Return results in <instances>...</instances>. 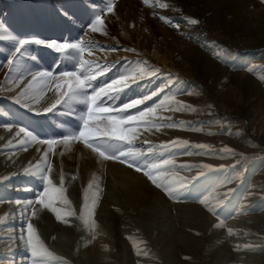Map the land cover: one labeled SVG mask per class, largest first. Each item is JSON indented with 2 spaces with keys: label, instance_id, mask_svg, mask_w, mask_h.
<instances>
[{
  "label": "rangeland",
  "instance_id": "obj_1",
  "mask_svg": "<svg viewBox=\"0 0 264 264\" xmlns=\"http://www.w3.org/2000/svg\"><path fill=\"white\" fill-rule=\"evenodd\" d=\"M102 11L103 27L93 33L90 25ZM0 23L17 38L84 41L83 59L104 68L89 94L136 74L130 87L105 99L109 107L158 93L130 111L164 100L152 122L178 127H140L134 145L174 162L162 182L178 189L184 182L170 198L143 171L102 161L82 142L65 145L62 138L81 127L86 106L60 104L47 112L58 99L56 82L33 75L73 71L79 55L64 59L30 46L29 56L10 65L14 42L0 39V264H33L29 223L59 258L47 264H95L92 233L102 237L100 264H264V0H0ZM141 68L156 75L141 77ZM180 105L187 107L173 110ZM48 139L60 142L51 148L38 142ZM164 144L169 149L159 155ZM36 165L51 168L45 174L56 186L63 176L76 213L64 218L68 223L35 203L45 188ZM85 191L93 231L79 219Z\"/></svg>",
  "mask_w": 264,
  "mask_h": 264
},
{
  "label": "snow or ice",
  "instance_id": "obj_2",
  "mask_svg": "<svg viewBox=\"0 0 264 264\" xmlns=\"http://www.w3.org/2000/svg\"><path fill=\"white\" fill-rule=\"evenodd\" d=\"M145 4L149 3V0H144ZM160 7H167L166 4H161ZM113 7L109 3L106 12H112ZM105 12L102 11L101 14L95 16L94 22L90 25V31L95 33L101 31L103 27L102 15ZM161 19H165L161 17ZM166 22L170 23V21ZM188 22L192 25L198 24L199 21L195 19H189ZM178 27V25H177ZM6 34V35H5ZM10 39L14 42V51L12 53V59L8 61L10 65L19 64L17 56L23 58L30 55V46H43L55 53L59 54L61 58L77 60V55L79 59L77 63L79 65L73 71H62L58 75L53 72H39L33 75V81H43L45 83L52 81L55 83L56 93L58 99L46 109L47 112H52L57 108V105L66 104L70 105L72 103H80L86 106V111L80 116L81 127L64 136L63 142L67 145L70 141L82 142L85 148L90 149L95 153L102 161L115 160L120 163L126 164L129 168H134L136 171H143V174L158 188H161L170 198L179 190L183 189L184 182H179V189L176 183L171 181H161V177L166 176L170 168L175 167L174 162L169 159H157L156 154L153 152L152 148H149L147 152L141 148H137L134 145V140L136 139V134L140 127H154L159 130L161 127H178L176 124H155L152 122L151 118L159 119L155 117L157 109L165 107V101L161 100L158 104L153 107H149L144 110H137L135 113L131 112L132 109H138L139 105L144 104L146 101L151 100L153 96L158 95V93H152L151 95L144 96L140 99L131 101L130 103H125L122 107H109L105 104V99H113L114 95L125 90V88L130 87L127 83L129 80L135 81L137 79L136 74H130L121 76L119 79L113 80L112 83L100 87L98 90L93 89L91 94L88 93V89L91 87V82L97 79L98 75H104V68L102 66H94L90 61L83 59V53L85 51L84 41L69 42V41H44L36 38H17L7 34V29L0 23V39ZM89 54H91L89 52ZM33 60L36 59L35 56L31 57ZM219 58V54H217ZM156 75V70L151 71V73L145 71L143 68L140 69V76L144 77L147 75ZM163 89H161L162 91ZM191 94V93H189ZM170 99V98H166ZM19 102V101H17ZM187 106L180 105L179 108L173 109L179 111L180 108H185ZM24 132L26 136L31 137L32 140L37 138L32 136L30 132H25L24 129L20 130ZM41 144H47L51 146L58 144L60 141L56 139L39 140ZM21 145L25 141L20 142ZM172 146H188L187 141H172ZM159 155H163L165 150L169 149V145H160ZM197 148H206L205 145H195ZM230 151V150H229ZM149 154H152V158L149 159ZM47 155V153L45 154ZM204 167H207L206 165ZM36 173L41 175L43 182L45 183L44 191L38 196L35 203L39 204L42 208L48 209L55 216L57 221H62L68 223L65 217H73L76 215L75 210L71 207V201L67 199L65 195L67 189L64 185V178H60V186H56L52 179L46 175V172H50L51 168L48 167L46 170L42 169L39 165L35 166ZM28 173L26 174H36ZM93 183H89L88 189L93 188ZM98 187V185H97ZM84 206L81 209L79 219L82 223L89 225V221L85 220V214L89 217L93 215L92 210L89 208V196L88 191L84 194ZM16 203H20L17 201ZM29 205L33 202L28 201ZM200 203H205L201 200ZM57 204L68 205L67 209L58 208ZM96 201H92V209L95 208ZM215 214L212 208L208 209ZM95 228L94 221L89 225V230L93 231ZM229 234H232V230H228ZM23 239V236H22ZM135 246V245H134ZM26 247L31 253V259L33 264H47L49 258L53 260H58L52 255L47 249L44 243L40 240L36 229L31 223L27 224L26 228ZM139 254V253H138ZM64 264V262H61Z\"/></svg>",
  "mask_w": 264,
  "mask_h": 264
},
{
  "label": "bare ground",
  "instance_id": "obj_3",
  "mask_svg": "<svg viewBox=\"0 0 264 264\" xmlns=\"http://www.w3.org/2000/svg\"><path fill=\"white\" fill-rule=\"evenodd\" d=\"M225 108V107H224ZM116 216L115 215H112V214H110L109 215V220H110V222L111 223H114L115 221H116ZM101 238L102 237H100V235L98 234V233H92V239L90 240V242H89V251H90V255L92 256L91 258H92V262L93 263H95V264H97V263H99L100 264V262H99V260L101 259V252H102V246H103V241L101 240ZM231 243V242H230ZM232 244V243H231ZM240 246V245H239ZM238 246V249L237 250H239V248H241V247H239ZM231 247H232V245H231ZM235 247V246H234ZM234 247H232V248H234ZM232 248H230V249H232ZM229 249V250H230ZM241 249H243V248H241ZM232 250H234V249H232ZM244 250H245V247H244ZM247 251V250H246ZM244 252V251H242V252H244L245 253V255L246 256H249V254L247 253V252ZM241 252V251H240ZM241 252V253H242ZM228 253V252H227ZM233 252H231V254H232ZM243 253V254H244ZM238 254V253H237ZM240 254V253H239ZM234 255V254H233ZM232 255V256H233ZM9 260V259H8ZM6 263L5 264H9L7 261H5Z\"/></svg>",
  "mask_w": 264,
  "mask_h": 264
}]
</instances>
